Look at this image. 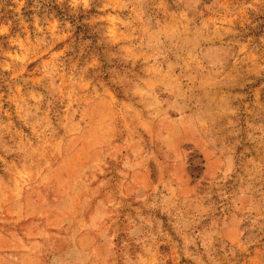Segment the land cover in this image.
<instances>
[{"label": "rangeland", "instance_id": "1", "mask_svg": "<svg viewBox=\"0 0 264 264\" xmlns=\"http://www.w3.org/2000/svg\"><path fill=\"white\" fill-rule=\"evenodd\" d=\"M0 264H264V0H0Z\"/></svg>", "mask_w": 264, "mask_h": 264}]
</instances>
